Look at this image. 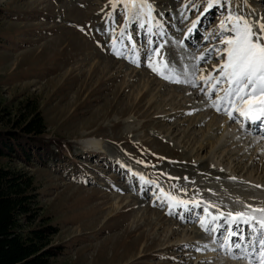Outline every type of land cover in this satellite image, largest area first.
<instances>
[{
	"label": "rangeland",
	"instance_id": "1",
	"mask_svg": "<svg viewBox=\"0 0 264 264\" xmlns=\"http://www.w3.org/2000/svg\"><path fill=\"white\" fill-rule=\"evenodd\" d=\"M141 2L151 16L128 12L123 0H0V131L39 118L40 140L65 151L58 161L37 160L32 151L27 162L0 157L33 177L40 208L25 227L43 219L57 226L50 245L61 252L52 264H259V242L251 247L259 232L246 227L244 240L232 236L243 244L228 258L226 220L219 228L212 215L249 206L243 199L252 191L264 193L257 188L264 187V155L253 156L242 141L264 145V132L238 131L242 117L234 114L225 130L233 140L221 138L220 126L211 134L209 116L228 117L226 105L211 106L226 85L206 94L211 83L201 77L217 75L222 63L221 22L232 13L264 23V0H214L208 11L209 0ZM187 119L202 124L193 128ZM209 139L213 150L196 149ZM219 141L234 142L226 162ZM161 189L190 203L170 209Z\"/></svg>",
	"mask_w": 264,
	"mask_h": 264
},
{
	"label": "snow or ice",
	"instance_id": "2",
	"mask_svg": "<svg viewBox=\"0 0 264 264\" xmlns=\"http://www.w3.org/2000/svg\"><path fill=\"white\" fill-rule=\"evenodd\" d=\"M123 2L128 12L131 13L137 8L140 12L147 9L148 15L151 16V5L144 2L138 4L137 0H123ZM213 2L214 0H209L205 11L213 7ZM113 7H115V4H113ZM196 23L193 22V28ZM220 28L222 37L220 43L224 47L218 51L222 63L214 70L217 75L209 74L201 77L205 84L211 83V87L206 94L215 92L217 86L221 83L226 85L222 89L223 95L213 100L211 106L219 111L222 105H226L227 107L224 110L230 119L234 118V114H238L253 123H264V23H260L258 26L253 25L247 18L229 13L226 21L221 22ZM191 31L192 28L189 29V32ZM224 32L230 34L224 36ZM153 52L159 54L158 49H153ZM116 54L120 55L119 52ZM200 59H204V57L202 56ZM148 67L153 72H158L157 66L151 59ZM164 68L165 71L168 70L166 63ZM164 78L173 79L176 83L181 82L171 75H164ZM140 179L144 180L143 177H140ZM144 182L152 183L151 181ZM161 193L166 197L170 209L180 205L187 207L190 203L170 193H164L163 189H161ZM194 206L198 207L199 204L197 203ZM208 207H211V205L204 208L205 213L208 212ZM224 215V213H220L219 216L212 215V222L215 223ZM227 216L230 217L225 221L229 226L227 229L228 240L226 241V245L230 244L227 248L229 254H231L232 248H241V243L238 241L232 242L231 237L239 236L240 241L244 240V236L240 234V225L244 224L250 227L253 232H259L261 235L262 238L258 241L261 248L259 264H264V208H251L248 212L228 213ZM201 227L205 231H209L203 220H201ZM211 230L215 231L217 229L213 228Z\"/></svg>",
	"mask_w": 264,
	"mask_h": 264
},
{
	"label": "trees",
	"instance_id": "3",
	"mask_svg": "<svg viewBox=\"0 0 264 264\" xmlns=\"http://www.w3.org/2000/svg\"><path fill=\"white\" fill-rule=\"evenodd\" d=\"M44 128L39 118H33L18 131H0V157L13 156L27 162L34 154V158L43 162L58 161L65 151L57 142L54 151L52 141L40 140ZM36 194L31 174L0 163V264H52L50 258L60 254L59 246L50 245V238L58 228L49 219L25 227L40 208Z\"/></svg>",
	"mask_w": 264,
	"mask_h": 264
},
{
	"label": "bare ground",
	"instance_id": "4",
	"mask_svg": "<svg viewBox=\"0 0 264 264\" xmlns=\"http://www.w3.org/2000/svg\"><path fill=\"white\" fill-rule=\"evenodd\" d=\"M114 64V63H113ZM215 110V109H214ZM168 115V114H167ZM210 115V114H209ZM211 115H215V112L214 113H211ZM176 116H181L180 115V113H179V115L178 114H176ZM226 117V118H225ZM224 118H220V119H218V121H216V122H214V121H212V120H210V116H209V118H208V121H207V123H208V126L212 129L211 130V134H215L214 133V131H216L217 129H216V127H219L220 126V130H222L223 131V133L221 134V132H220V134L222 135L221 136V138L222 137H224L225 139H228L229 138V140L230 139H232L233 140V135L231 134V135H228V136H226V129L227 128H229V127H231L230 126V124H229V122H230V118H229V116L227 117V116H225ZM212 119V118H211ZM215 120H217V119H215ZM229 120V121H228ZM185 123V122H184ZM184 123H182V124H184ZM186 123H188L187 125H191V127H199V126H201V124H202V122H197V123H194V121H192L191 119H187V121H186ZM212 125L214 126V125H216V127L215 128H212ZM207 126V125H206ZM229 126V127H228ZM246 126H247V121L245 120V122H244V124H243V126H239L238 127V131H239V128L241 129V128H243L244 129V127L246 128ZM263 127H264V125H263ZM200 129V128H199ZM201 130V129H200ZM208 130H209V128H208ZM258 130V128L256 127V125L255 124H252L251 125V130H250V132L251 133H254V132H256ZM238 131H236V133L238 132ZM234 132V131H233ZM189 133V132H188ZM188 135V134H187ZM193 135V134H192ZM196 135V134H195ZM195 135H193V139L195 138ZM225 135V136H224ZM189 138V142H190V137H191V139H192V136H190V135H188V136H185V138ZM197 137V136H196ZM248 136H243V143H245V147H248V148H250L249 149V151L251 152V154H253V156H254V154L255 155H260V156H263L264 155V145L263 144H260V142L259 143H257L256 142V139L255 138H253V137H250V138H248V139H246ZM224 139V140H225ZM87 141V140H86ZM186 141H188V139L186 140ZM231 141V140H230ZM240 141V140H239ZM183 142H185V140L183 141ZM220 142V141H219ZM88 144H90L93 148H95L96 150H100L102 147H101V142L99 141V139H97V138H91V139H88V142H87ZM226 143V142H225ZM235 143H236V141H235ZM262 143V142H261ZM192 144V143H191ZM232 144H234V142L232 141V142H230V144L228 143V144H224V142H220L219 143V148L221 149V151L220 152H218L217 154H218V157H221L222 158V160L223 161H227L228 159H227V157L229 156V157H231L230 155H229V151L228 152H224L225 150H226V148L227 147H229V146H231ZM213 147H214V143L212 142V139H209V142H207V143H205V144H201V145H198V148H196V149H198V150H201V151H206L207 152V150L208 151H211V150H213ZM248 150V149H247ZM214 152V151H213ZM236 154V153H235ZM214 156V155H213ZM235 156V155H234ZM217 156H216V158H218ZM241 157V155H239L238 156V159ZM259 156H257V158H258ZM215 158V157H214ZM261 158V157H260ZM237 159V158H236ZM242 166V165H241ZM238 168H241L240 166L238 167ZM209 169H216V167L215 166H209ZM258 171V170H257ZM218 172H221V171H218ZM262 172V171H261ZM257 188H259V189H262V191L264 190V187H257ZM247 197L245 198V199H243V200H245L246 202H250L251 204L249 205V206H247V205H243L242 203H238V204H236V205H234L233 207H231V208H228L227 210L229 211V213H236V212H248V211H250V209L251 208H264V193L263 192H261V191H257V190H255V191H252V193H250V194H247L246 195ZM184 206V205H183ZM188 206V205H187ZM220 211V210H219ZM227 213V212H226ZM217 216H219V214L217 213L216 214ZM226 215V217L225 218H221L220 220H218L217 221V224H218V227L220 228V227H222V225H224L223 224V222H224V219L225 220H227V219H230V217H228L227 216V214H225ZM189 217L188 216H186L185 217V220H187ZM159 220V219H158ZM225 224H226V222H225ZM227 226H228V224H226ZM242 225V224H241ZM229 227V226H228ZM251 231L252 230H249L248 231V233H251ZM170 235H175L174 234V232H171V234ZM256 240H258L260 237H261V235L259 234V235H257V233H256V235L255 236H253ZM231 239H232V237H231ZM213 241V240H212ZM209 243V242H208ZM212 243V242H211ZM185 246H187V245H185ZM213 246V245H212ZM252 247H254L255 248V250L257 249V246H256V244H254ZM210 248V247H209ZM251 248V247H250ZM211 250L213 251V247H211ZM142 253L139 255V257H142ZM229 256H228V258H234L233 256H235V254H233V253H231V254H228ZM242 255V254H241ZM247 255H249V253L247 254ZM254 256V254L253 253H251V255H249L248 257H253ZM245 257V256H244ZM232 260V259H231ZM231 262V261H230ZM198 264H201V263H198ZM233 264H234V262H233Z\"/></svg>",
	"mask_w": 264,
	"mask_h": 264
}]
</instances>
